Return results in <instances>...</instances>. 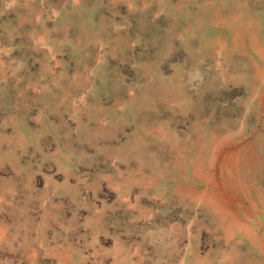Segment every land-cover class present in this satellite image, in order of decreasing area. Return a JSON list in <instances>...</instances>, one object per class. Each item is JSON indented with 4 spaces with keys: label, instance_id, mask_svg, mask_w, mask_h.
Returning <instances> with one entry per match:
<instances>
[{
    "label": "rangeland",
    "instance_id": "1",
    "mask_svg": "<svg viewBox=\"0 0 264 264\" xmlns=\"http://www.w3.org/2000/svg\"><path fill=\"white\" fill-rule=\"evenodd\" d=\"M262 158L264 0H0V264H264Z\"/></svg>",
    "mask_w": 264,
    "mask_h": 264
},
{
    "label": "bare ground",
    "instance_id": "2",
    "mask_svg": "<svg viewBox=\"0 0 264 264\" xmlns=\"http://www.w3.org/2000/svg\"><path fill=\"white\" fill-rule=\"evenodd\" d=\"M250 23H248V24H243V26L244 27H249L250 26V24H251V21L249 20V19H247ZM259 45H260V43H259ZM262 76V75H261ZM260 164L261 165H263L264 166V162H263V158H262V162L260 161ZM263 168V167H262ZM263 175V174H262ZM216 178V177H215ZM252 182L253 183H257L258 182V180L257 179H253L252 180ZM252 189V188H251ZM260 196L262 197L263 195L262 194H260ZM263 203V202H262ZM260 205H261V202H260ZM261 208V207H260ZM230 217H232L231 219H234V221L236 222V226H237V228L238 229H243V230H245L244 232H252V233H254V231H252V225H251V222L250 223H248L245 219L244 220H240V222L239 221H237L236 219H235V215L233 214V216L231 215ZM244 217V216H243ZM245 218V217H244ZM261 224L262 223H257L256 225H259V226H261Z\"/></svg>",
    "mask_w": 264,
    "mask_h": 264
}]
</instances>
